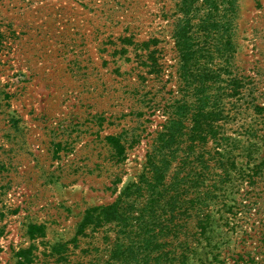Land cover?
Wrapping results in <instances>:
<instances>
[{
	"label": "rangeland",
	"instance_id": "obj_1",
	"mask_svg": "<svg viewBox=\"0 0 264 264\" xmlns=\"http://www.w3.org/2000/svg\"><path fill=\"white\" fill-rule=\"evenodd\" d=\"M0 33V264H264V0H0ZM202 71L212 132L190 147ZM116 200L120 223L82 227Z\"/></svg>",
	"mask_w": 264,
	"mask_h": 264
},
{
	"label": "trees",
	"instance_id": "obj_2",
	"mask_svg": "<svg viewBox=\"0 0 264 264\" xmlns=\"http://www.w3.org/2000/svg\"><path fill=\"white\" fill-rule=\"evenodd\" d=\"M183 31L182 33H177V35L175 36V41L179 43V44L177 43L176 45L181 54L180 56L181 68L180 69H181V76L184 81V79H187L193 75V70H191L188 63L192 62L195 68H198V67H197L196 59H194V57L192 56L193 51L191 50L190 45H189L190 41H188L187 37L185 36V32ZM0 36H1V33H0ZM207 74L208 72L202 71L198 73V77H196L198 85L194 89L195 101L192 103L193 112L190 114V117H189L190 127L188 128V139H187L190 147L192 144L196 142L204 141L206 136L212 132L211 125L209 124V121L207 119L208 114H205L203 112L205 108V104H206L204 103L206 97L203 95L204 90H205V87H204L205 80H203V78H205ZM232 87L233 88L236 87L235 82L232 84ZM174 108H176L180 113L176 114L175 117L170 118L166 122V124L162 127V131L164 132L161 133L160 141L162 142L163 146L176 143L177 140L175 139V137L181 135V130L183 128H187L184 125V121L187 120V117L185 115L182 118V116H183V113L188 110V106L183 104V105H179L178 107L176 105L174 106ZM105 142L108 146H110L114 150L117 157L124 158V154H123L124 147L120 143V136H112V135L106 136ZM151 155L152 154H150V156ZM147 162H149L147 163V165L149 164V170H150V167L154 169V173L151 176V178L153 179L155 184L160 182L162 175L161 173L157 171L158 167L155 164L151 163L150 157L147 158ZM254 171L255 173L259 171V167H255ZM143 183L145 184V190L151 191V188L154 187L153 183H151V181L148 180L147 178H143ZM134 187L136 191H140L141 189L139 186H134ZM127 191H129V187H125L123 189V191L121 192V196L124 195ZM151 192L153 194L154 191H151ZM158 200H159L158 198L153 197L150 203H156ZM122 216L123 214L119 212V206L116 200L110 205L95 207V208H92L86 211L83 217L82 227L92 222L101 223L102 221H106V222L120 223ZM127 218L128 217H126L125 220H127ZM35 228L36 227L34 226H31L28 228L27 232L29 236H32V230ZM30 251H31L30 249H26V250H21L17 252L18 259L15 262V264H30L31 262ZM148 256H149L148 253H145L144 258H143L144 260H142L141 262L145 263V261H148ZM164 256H166V254L161 253L158 259L160 261L163 260L164 264H173L171 261L172 259L165 260ZM172 258L173 260L175 259L174 257ZM180 258L182 260H186L183 255ZM238 259L239 258H236L235 260H233V264H238ZM249 261H250V264H256L258 260H254V257L252 256L250 257Z\"/></svg>",
	"mask_w": 264,
	"mask_h": 264
}]
</instances>
